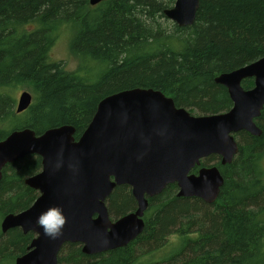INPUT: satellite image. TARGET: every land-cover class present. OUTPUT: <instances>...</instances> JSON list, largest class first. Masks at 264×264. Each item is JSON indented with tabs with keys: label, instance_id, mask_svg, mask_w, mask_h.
Wrapping results in <instances>:
<instances>
[{
	"label": "trees",
	"instance_id": "obj_1",
	"mask_svg": "<svg viewBox=\"0 0 264 264\" xmlns=\"http://www.w3.org/2000/svg\"><path fill=\"white\" fill-rule=\"evenodd\" d=\"M173 3L0 0V129L72 124L80 133L103 97L134 87L159 89L197 113L226 109L230 99L215 77L264 56V0H200L188 26L163 21ZM62 38L76 70L51 55ZM24 83L36 100L21 114L14 96ZM259 125L261 136L243 133L239 154L222 167L225 182L213 204L178 197L168 185L149 200L145 227L128 245L89 255L68 243L59 264H264V110ZM40 166L33 156L8 165L0 224L33 200L24 179ZM108 206L119 216L135 200L119 185ZM30 241L31 234L3 233L0 225V264H14Z\"/></svg>",
	"mask_w": 264,
	"mask_h": 264
},
{
	"label": "water",
	"instance_id": "obj_2",
	"mask_svg": "<svg viewBox=\"0 0 264 264\" xmlns=\"http://www.w3.org/2000/svg\"><path fill=\"white\" fill-rule=\"evenodd\" d=\"M199 6L200 0H175L164 14L179 26H188L194 23ZM253 76L255 87L243 90L241 81ZM216 81L228 87L234 103L224 114L193 116L161 91L136 87L103 98L77 141L71 125L47 130L41 136L30 129L15 131L1 141L0 177L8 162L28 154L43 157L42 171L27 179L42 196L29 209L6 216L2 224L3 230L21 226L39 234L32 242L35 249L18 258L17 264H57L65 242H81L83 251L91 254L127 245L143 231L145 196L160 193L170 183L178 184L180 196L215 200L223 184L218 168H203L198 176L188 173L210 154L230 162L239 149L232 132L260 133L254 118L264 105V57L222 73ZM30 102L31 95L23 93L18 111ZM121 184L132 186L138 208L111 222L105 199ZM57 206L67 222L62 234L51 239L36 220Z\"/></svg>",
	"mask_w": 264,
	"mask_h": 264
},
{
	"label": "flooded vegetation",
	"instance_id": "obj_3",
	"mask_svg": "<svg viewBox=\"0 0 264 264\" xmlns=\"http://www.w3.org/2000/svg\"><path fill=\"white\" fill-rule=\"evenodd\" d=\"M101 2H103V1H101ZM101 2H99V3H101ZM99 3H97V4H99ZM174 3H175V0H174ZM174 3H173V5H174ZM97 4H95V5H97ZM91 5H92V4H91ZM173 5H172V6H173ZM172 6H171V7H172ZM171 7H169V8H171ZM166 9H168V8H166ZM164 10H165V9H164ZM168 19H169V18H168ZM170 20H171V19H170ZM172 21H173V20H172ZM173 22H174V21H173ZM262 57H264V56H262ZM262 57H260V58H262ZM260 58H258V59H260ZM258 59H256V60H258ZM256 60H254V61H256ZM254 61H252V62H254ZM252 62H249V63H247V64H245V65H243V66H246V65H248V64H250V63H252ZM243 66H240V67L235 68V69H233V70L239 69V68H241V67H243ZM233 70H231V71H233ZM231 71H226V72H222V73H228V72H231ZM222 73L216 75V77H215V82H217V81H216V78H217L218 76H220ZM217 83H218V84H221V83H219V82H217ZM240 84H241V87L243 88V90H245V91L252 90V89L255 87V77L253 76V77H247V78H244V79L241 81ZM221 85L226 89V92H227L228 97H229V99H230V105H229L226 109H224L223 111H219V112H216V113H208V114L197 113V112H195V111L190 110L188 107H183V106H179V105H177L176 102H175V100H174V98H173L172 96H170V95H166L163 91H161V90H159V89H155V88H152V87H141V88H152V89H154V90H159V91H161V92H162L164 95H166L167 97L172 98V99L174 100V102H175V105H176L178 108H184V109H186V110H187L191 115H193V116H207V115H214V114H224V113H227V112H229V111L232 109V107H233V105H234L233 100H232V98H231V96H230V94H229L228 87H227L226 85H223V84H221ZM134 88H136V87H134ZM130 89H133V88H130ZM125 90H128V89H125ZM121 91H123V90H121ZM25 92H28V93L31 95V93H30L29 91L25 90L24 93H25ZM118 92H119V91H118ZM115 93H116V92H115ZM112 94H113V93H112ZM109 95H110V94H109ZM107 96H108V95H107ZM105 97H106V96H105ZM105 97H103V98H105ZM103 98H102V99H103ZM102 99H101V100H102ZM31 100H32V98H31ZM101 100H100V101H101ZM18 101H19V100H18ZM100 101H99V102H100ZM33 104H34V103H33ZM98 104H99V103H98ZM30 105H31V104H30ZM30 107H31V106H30ZM30 107H28V109H29ZM97 107H98V105H97ZM96 110H97V108H96ZM263 110H264V105H263V107H262L261 110H260V114H259L257 117L254 118V123H255L256 126L261 130L260 133H251V132H249V131H247V130H244V129H241V130H238V131H236V132H232V133H231V136L234 138L235 142H237V145H238V148H239V149H238V152L234 155L233 159H232L230 162L223 163V162H222V159H223V158H222L221 155H219V154H210V155H208V156H204V157L200 158V159H199V162L196 163L195 166L192 167L191 170L189 171L188 175H195V176H198L199 173H200V170H202L203 168H211V167H214V166L218 168L220 174H221L222 177H223V184L220 186V188H219V193H218L217 197L215 198V200H213V201H209L207 198H203V197H200V196H187V195H181V196H180V195H179L180 188H179L178 184H177V183H170V184H168V185H173V186H174L176 196H178V197H185V198H189V199H198V200L203 201V202L206 203V204H213V203L218 199V197H219V195H220V192H221V188L223 187L224 182H225L224 175H223V170H222L223 168H222V167H224L225 165L231 164V163L233 162V160L235 159V157L239 154V150H240V141L242 140L243 133H248V134H250V135H252V136H261L263 130H262V128H261L260 125H259V121H260V117H261V114H262ZM21 111H22V110H21ZM21 111H18V113H21ZM95 112H96V111H95ZM21 114H22V113H21ZM94 114H95V113H94ZM94 114H93V116H94ZM93 116H92V118H93ZM92 118L90 119V121L92 120ZM90 121H89V123H90ZM89 123H88V125H89ZM64 125H71V126H73V127L75 128V133H74V135H73L75 141H77V140L80 138V136L83 134V132H84V131L86 130V128L88 127V125H87V126H86V127L80 132V133H77V129H76V127H75L74 125H72V124H62V125H58V126L48 127V128H45V129L42 130V131H36V130H34L32 127H22V128H21V127H20V128H14V127H13V128L10 129L9 131H3V130L0 129V142H1V141H4L8 136H10V135H11L13 132H15V131H22V130L30 129L31 131H33V132L35 133L36 136H41V135H42L43 133H45L47 130H50V129H53V128H57V127H61V126H64ZM31 156L40 158L41 166H40V167H39L34 173H32L31 175L26 176L25 179H24V183H25L28 187L32 188V189L35 191V196H34L33 200L30 202V204H29L26 208L21 209V210H18V211H15V212H9V213L5 214L4 217L2 218V220H1V224H0V225H1V230H2L3 233L7 232V231L10 230V229L19 228L20 230H22L23 233H25V234H28V233L31 234V241L29 242V244H27V246H26L24 252L21 253V254H19L18 256L15 257L14 264H17V260H18V258L23 257V256L29 254L31 251H33V250L35 249V247L32 246V242H33L34 239H35L36 237H38V235H39L38 232H36V231H34V230H32V229H30V230H24V228L21 227V226L12 227V228H9V229H7V230H3V228H2V224H3V221H4V219L6 218V216H8L9 214H15V215H16V214H19V213L22 212V211H25V210L29 209L30 207L33 206V204L37 201V199H38L40 196H42V194H43L41 190H39V189H37V188L31 186V185L27 182V179H29L30 177H32V176H34V175H37L38 173H40V172L42 171V169H43V157H42L41 155H39V154H28V155H26L25 157L18 159L17 161L22 160V159H24V158H26V157H31ZM17 161H14V162H17ZM14 162H8V163H6V164L2 167V169H1V177H0V181H2V179H3V177H4V174H5V171H6L7 167H8V165H9V164H12V163H14ZM121 185H126V186L129 188V190H130V194L132 195V197H133L134 200H135V207L132 208L131 210H129L128 212H126L125 214H122V215H119V216L112 214L111 211L109 210V206H108V203H109V197H110V195H111V194H110V195L105 199V205H106V207H107L108 219H109L111 222H116L117 220L121 219L122 217H124V216H126V215H128V214L136 212V210H137V208H138V201H137L136 197H135L134 194H133V188H132V186L129 185V184H121ZM168 185H167V186H168ZM117 186H119V185H117ZM117 186H115L114 189H115ZM167 186H166V187H167ZM166 187H165V188H166ZM165 188H164V189H165ZM114 189H113V190H114ZM164 189H163V190H164ZM113 190H112V192H113ZM163 190H162V191H163ZM162 191H161V192H162ZM112 192H111V193H112ZM161 192H160V193H161ZM160 193H158V194H160ZM158 194H156V195H158ZM156 195H154V196H156ZM154 196H149V195H146V196H145L146 199H147V201H148V205H147V208L145 209V211H144V213H143V216H142V219H143V221H144V227H145V222H146V212H147V209H148V207H149V200H150L152 197H154ZM97 217H98V214L95 215V218H97ZM143 229H144V228H143ZM141 233H142V232H141ZM141 233H140V234H141ZM140 234H139V235H140ZM139 235H138V236H139ZM138 236H137V237H138ZM137 237H136V238H137ZM136 238H135V239H136ZM132 241H133V240H132ZM130 242H131V241H130ZM130 242H129V243H130ZM68 243H79V244L82 246V250H83L84 244L81 243V242H65V243L63 244L62 248L60 249L59 253H58V256H57L58 263H57V264H59V257H60L61 252L63 251L65 245L68 244ZM129 243H128V244H129ZM128 244H127V245H128ZM125 246H126V245H125ZM119 247H124V246H119ZM119 247H116V248H119ZM116 248H111V249H108V250H106V251H109V250H112V249H116ZM106 251H102V252H99V253H96V254H100V253H103V252H106ZM83 252H84V251H83ZM84 253H85V252H84ZM86 254H89V255H95V253H94V254L86 253ZM228 264H230V263H228Z\"/></svg>",
	"mask_w": 264,
	"mask_h": 264
},
{
	"label": "rangeland",
	"instance_id": "obj_4",
	"mask_svg": "<svg viewBox=\"0 0 264 264\" xmlns=\"http://www.w3.org/2000/svg\"><path fill=\"white\" fill-rule=\"evenodd\" d=\"M164 22H171L170 19H165L163 20ZM51 55L53 57H56L57 59L60 57V58H63L65 59V63H66V66H67V69L68 70H76V67H77V60L75 58V56H70L69 55V51L67 49V42L65 40H63V38L61 40H59L56 45L54 46V48L52 49L51 51ZM27 90L31 93V102L30 104L24 108L21 113L24 114L27 112L28 107L30 106H33V103L35 102L36 100V95L35 93L33 92L32 90V87L27 84V83H24V84H21L20 87L15 91V96L13 94V96L15 97L16 99V105H15V108H16V112H18V100H20L21 96L23 95L24 91ZM14 127V122H11L7 125V127L3 130V131H9L10 129H12ZM174 238V236H171L170 237V240H172ZM173 250H171L172 252Z\"/></svg>",
	"mask_w": 264,
	"mask_h": 264
},
{
	"label": "clouds",
	"instance_id": "obj_5",
	"mask_svg": "<svg viewBox=\"0 0 264 264\" xmlns=\"http://www.w3.org/2000/svg\"><path fill=\"white\" fill-rule=\"evenodd\" d=\"M67 217L61 207H52L42 212L36 220L37 225L43 229V234L51 239H56L62 234Z\"/></svg>",
	"mask_w": 264,
	"mask_h": 264
},
{
	"label": "bare ground",
	"instance_id": "obj_6",
	"mask_svg": "<svg viewBox=\"0 0 264 264\" xmlns=\"http://www.w3.org/2000/svg\"><path fill=\"white\" fill-rule=\"evenodd\" d=\"M19 102V101H18Z\"/></svg>",
	"mask_w": 264,
	"mask_h": 264
}]
</instances>
